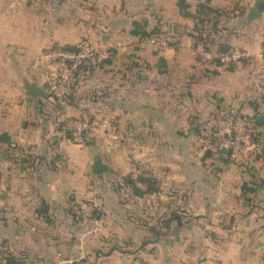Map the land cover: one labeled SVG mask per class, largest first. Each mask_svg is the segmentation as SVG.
<instances>
[{
    "label": "crops",
    "instance_id": "obj_1",
    "mask_svg": "<svg viewBox=\"0 0 264 264\" xmlns=\"http://www.w3.org/2000/svg\"><path fill=\"white\" fill-rule=\"evenodd\" d=\"M204 1L0 0V135L13 148L0 143V264H264V159L225 149L239 116L264 135V0H208L220 13L197 44ZM82 40L109 63L78 71L70 99L49 96L46 76L71 70L40 56ZM234 50L253 56L205 60ZM26 82L45 94L27 102ZM82 119L102 125L74 144L59 125ZM134 172L156 190L121 194ZM85 203L98 215L83 221Z\"/></svg>",
    "mask_w": 264,
    "mask_h": 264
},
{
    "label": "built area",
    "instance_id": "obj_2",
    "mask_svg": "<svg viewBox=\"0 0 264 264\" xmlns=\"http://www.w3.org/2000/svg\"><path fill=\"white\" fill-rule=\"evenodd\" d=\"M157 40H159L158 36L152 37L150 39L151 43L153 44L157 42ZM165 40L162 41V45L164 47L168 45L170 39L167 40V42ZM259 54L260 56H262L264 61V46L260 49ZM252 56L253 54H250L249 52L234 50L228 54H218L216 56L211 53H206L205 60L212 63H221L224 66H231L251 60ZM39 60L46 63H57L65 66L70 65L69 67L71 71L68 75L60 76L57 74H51L46 76L45 81V87L49 96L67 98L72 94L73 88L77 83V73L79 71V68L84 64L96 65L101 60V58L91 47L90 42L85 40L78 46L77 50L53 48L44 52L40 56ZM249 128L250 124L247 120L242 118L237 119L234 126V138L227 139L225 141V146L233 150V153L236 152V150L238 151V144L247 140L248 138ZM99 129L100 126L96 123H84L79 121H68L64 125V131L69 133V136L72 139L70 140L72 142L81 144L85 143L88 140L89 135L95 134L99 131ZM249 149L253 154L254 152H259V148L254 146L249 147ZM133 178L136 180L137 176L134 174ZM137 185L140 189L144 188L141 183H138ZM80 211L82 217L87 220L89 218H92L91 216L93 214L94 208L91 204H83Z\"/></svg>",
    "mask_w": 264,
    "mask_h": 264
},
{
    "label": "trees",
    "instance_id": "obj_3",
    "mask_svg": "<svg viewBox=\"0 0 264 264\" xmlns=\"http://www.w3.org/2000/svg\"><path fill=\"white\" fill-rule=\"evenodd\" d=\"M184 3H185V0H180L179 6L181 7V9L184 8ZM219 13H220L219 11H216V10L209 7V1L208 0L202 2L199 5L198 12L194 16L195 28H194V32L192 34L193 37L196 39L197 44L201 43L204 40V34L207 30H209V24L211 23L212 18L218 16ZM134 33H135V35H138L142 39H145V40H150L152 37L159 36L161 34L159 28L155 29L152 32H147L145 30V28L140 26L139 24H136ZM73 50H76V48ZM103 63H109V62L101 60L96 65L84 64L79 68V71H84V70L85 71H93L97 67H99L100 64H103ZM217 64L222 65L221 63H217ZM77 75H78V73H77ZM76 84H75L74 88L76 87ZM74 88H73V91H74ZM72 94H73V92H72ZM72 94L69 96V99L72 97ZM239 118L247 120L248 123L250 124V128L248 130V138H247V140L240 142L238 144L239 149L240 150L247 149L251 146L257 147V148H259V152H254V154L252 153L253 156H255V159L257 161L264 159V135L255 130V128L253 127L252 121L250 119L245 118V117H240V116H239ZM73 121H78V120H73ZM79 121H82V120H79ZM65 123L66 122H63L59 125V129H61L62 131H64ZM65 133L69 137V133H67V132H65ZM234 135H235L234 131H232V133L229 136H227V139L234 138ZM87 142L88 141H86V143ZM0 143L8 145L10 147L9 151L13 152V148L11 147V139L9 136L0 135ZM232 154H233V150L230 149V156H232ZM12 159L18 161V158L15 159L13 157ZM31 161L32 160L30 158H27V159L25 158L22 160L21 163L27 164ZM138 183L145 185L146 190H141L137 185ZM124 184L126 185V187L129 188V190H130L129 193L136 196V197H142L145 194L154 192L156 190V188H155L156 183L153 180V178H151L150 175L144 174V173L137 175L136 180L133 178V174L127 176L126 178H124ZM254 187H255V185L253 183L245 184L243 186V195L247 196L250 194L251 195L254 194L256 191ZM248 201H249V199H248ZM78 213L80 215V218L83 220V217H82L81 213L79 212V210H78ZM97 215H98L97 211L94 210L93 217H96ZM4 260H5V264H25V262L23 260H19V259H17L16 256H13V255H9Z\"/></svg>",
    "mask_w": 264,
    "mask_h": 264
},
{
    "label": "water",
    "instance_id": "obj_4",
    "mask_svg": "<svg viewBox=\"0 0 264 264\" xmlns=\"http://www.w3.org/2000/svg\"><path fill=\"white\" fill-rule=\"evenodd\" d=\"M25 92H26L27 102H29L34 97H40L45 94V91L42 88L30 82L25 83ZM255 121L261 125L264 122V116H257ZM225 149H227L226 146H225ZM104 170H106V167L103 166L100 160H96L93 166V172L100 173V172H103Z\"/></svg>",
    "mask_w": 264,
    "mask_h": 264
},
{
    "label": "rangeland",
    "instance_id": "obj_5",
    "mask_svg": "<svg viewBox=\"0 0 264 264\" xmlns=\"http://www.w3.org/2000/svg\"><path fill=\"white\" fill-rule=\"evenodd\" d=\"M163 40H165V38H162V36H160L159 37V40H157V42H155L154 44L153 43H151L152 45H154V46H156L159 50H162V48H165V47H167V46H163L162 45V41ZM83 41H85V40H82L79 44H78V46L83 42ZM88 41V40H87ZM166 42H167V40H165ZM172 41V40H171ZM89 42V41H88ZM91 44V43H90ZM169 44V43H168ZM91 47H92V45H91ZM78 49V47L76 48V50ZM241 64V63H240ZM45 90H46V87H45ZM46 92H47V90H46ZM65 99H69V97H67V98H65ZM79 121V120H78ZM79 122H84V123H96L97 125H99L100 126V124L102 125V123L101 122H99V121H96V120H89V119H82V121H79ZM93 136V134H91V135H89V138H88V142H89V140H90V138ZM102 137V136H101ZM69 138V140L71 139V137L69 136L68 137ZM108 139L109 138H107V137H105V138H103V140L104 141H108ZM72 140V139H71ZM70 140V141H71ZM72 142V141H71ZM87 142V143H88ZM72 143H74V144H79V145H84V144H86V142L85 143H75V142H72ZM135 174V172L133 173V175ZM126 186V185H125ZM129 188L128 187H126V189H125V191L123 190V192H121V194L123 193V194H125V195H129L130 193H129ZM85 204H90V203H85ZM83 205V204H82ZM82 205H80L78 208H77V211L79 210V212L81 213V211H80V209H81V206ZM92 205V204H91ZM95 210V209H94ZM93 213H94V211H93ZM91 217H93V214H92V216ZM88 220V219H87ZM83 221H85V219L83 218Z\"/></svg>",
    "mask_w": 264,
    "mask_h": 264
}]
</instances>
